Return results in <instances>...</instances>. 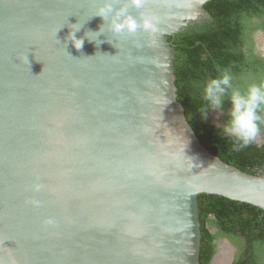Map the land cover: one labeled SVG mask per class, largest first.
Segmentation results:
<instances>
[{
    "label": "water",
    "instance_id": "1",
    "mask_svg": "<svg viewBox=\"0 0 264 264\" xmlns=\"http://www.w3.org/2000/svg\"><path fill=\"white\" fill-rule=\"evenodd\" d=\"M208 1L146 0L129 12L155 33L97 37L100 0H0V264H200L201 194L264 210V175L211 153L178 100L168 38Z\"/></svg>",
    "mask_w": 264,
    "mask_h": 264
},
{
    "label": "trees",
    "instance_id": "2",
    "mask_svg": "<svg viewBox=\"0 0 264 264\" xmlns=\"http://www.w3.org/2000/svg\"><path fill=\"white\" fill-rule=\"evenodd\" d=\"M204 9L209 18L168 38L175 54L178 100L196 135L211 153L242 171L259 175L264 171V145L255 142L234 152L231 140L217 127L228 119L230 101L223 104L219 124L214 118L217 111H209L207 119H201L198 109L204 103V83L223 71H231L234 83L241 87L264 80V58L255 53L253 38L256 29L264 30V0H210ZM198 201L200 264H211L215 241L222 238L235 243L239 237L246 238V256L235 264H256L264 257L263 209L219 195L201 194ZM213 227L218 230L216 233L212 232Z\"/></svg>",
    "mask_w": 264,
    "mask_h": 264
},
{
    "label": "clouds",
    "instance_id": "3",
    "mask_svg": "<svg viewBox=\"0 0 264 264\" xmlns=\"http://www.w3.org/2000/svg\"><path fill=\"white\" fill-rule=\"evenodd\" d=\"M145 3L146 0H100L92 17H100L103 24L99 31H88L87 33H93L99 37L105 25L115 35H134L138 31L155 33L158 30V20L155 16L141 12L137 17L129 12V8L142 9ZM80 28H71L67 37V40L71 41L77 50L83 47L84 38L96 42L94 39H89L87 33L84 38H77L76 32ZM202 100L204 103L198 109L201 119H207L209 111H217L221 114L225 100L230 101L228 119L217 127L225 137L231 140L232 151L240 152L255 143L261 126H264V80L241 87L234 83L231 71H223L204 83ZM33 203L38 204L35 201Z\"/></svg>",
    "mask_w": 264,
    "mask_h": 264
},
{
    "label": "flooded vegetation",
    "instance_id": "4",
    "mask_svg": "<svg viewBox=\"0 0 264 264\" xmlns=\"http://www.w3.org/2000/svg\"><path fill=\"white\" fill-rule=\"evenodd\" d=\"M253 38H254V44H255V48H254L255 53L264 58V42H263L264 41V30L256 29L253 32ZM222 116L223 115H221V117ZM255 142L260 145H264V129L260 131V134L258 135ZM261 174L264 175V171ZM212 229H216V228L213 227ZM213 233H216V232H213ZM215 243L217 245L216 252L211 260V264H214L215 261H219V257H223V262L220 261L221 264H235L236 260L242 258V256H246V252H245V248L247 246L246 238L239 237L237 243L232 242V240L229 238H222V239L216 240ZM218 263L219 262H217V264ZM256 264H264V257L261 260L257 261Z\"/></svg>",
    "mask_w": 264,
    "mask_h": 264
},
{
    "label": "rangeland",
    "instance_id": "5",
    "mask_svg": "<svg viewBox=\"0 0 264 264\" xmlns=\"http://www.w3.org/2000/svg\"><path fill=\"white\" fill-rule=\"evenodd\" d=\"M264 42V41H263ZM215 116L216 117H214L215 118V122L217 123V124H219V122H220V119L222 118L221 117V114L219 113V112H217L216 114H215ZM219 116V117H218ZM218 230H216V229H212V232H217ZM223 247V246H222ZM230 249V248H229ZM218 256V255H217ZM220 261H222L223 262V257H219V261H215V263L217 264V262H219L218 264H221L220 263ZM214 263V264H215Z\"/></svg>",
    "mask_w": 264,
    "mask_h": 264
}]
</instances>
